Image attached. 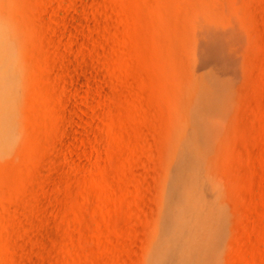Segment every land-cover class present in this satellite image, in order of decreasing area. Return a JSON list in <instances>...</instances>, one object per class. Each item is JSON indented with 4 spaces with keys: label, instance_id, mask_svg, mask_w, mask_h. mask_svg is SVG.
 I'll list each match as a JSON object with an SVG mask.
<instances>
[{
    "label": "rangeland",
    "instance_id": "374dc122",
    "mask_svg": "<svg viewBox=\"0 0 264 264\" xmlns=\"http://www.w3.org/2000/svg\"><path fill=\"white\" fill-rule=\"evenodd\" d=\"M0 264H264V0H0Z\"/></svg>",
    "mask_w": 264,
    "mask_h": 264
}]
</instances>
